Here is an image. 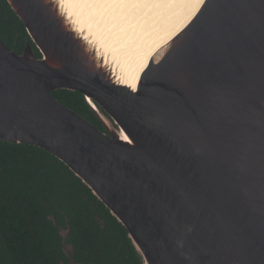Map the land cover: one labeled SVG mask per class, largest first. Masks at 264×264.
I'll return each mask as SVG.
<instances>
[{
	"label": "water",
	"instance_id": "1",
	"mask_svg": "<svg viewBox=\"0 0 264 264\" xmlns=\"http://www.w3.org/2000/svg\"><path fill=\"white\" fill-rule=\"evenodd\" d=\"M6 2L31 43L0 38V140L61 161L142 264H264V0H201L131 71L70 0Z\"/></svg>",
	"mask_w": 264,
	"mask_h": 264
},
{
	"label": "trees",
	"instance_id": "2",
	"mask_svg": "<svg viewBox=\"0 0 264 264\" xmlns=\"http://www.w3.org/2000/svg\"><path fill=\"white\" fill-rule=\"evenodd\" d=\"M0 38L18 54L31 43L6 0H0ZM51 94L103 131L78 92ZM66 228L76 263L142 264L124 227L61 161L0 140V264H67L59 236Z\"/></svg>",
	"mask_w": 264,
	"mask_h": 264
},
{
	"label": "bare ground",
	"instance_id": "3",
	"mask_svg": "<svg viewBox=\"0 0 264 264\" xmlns=\"http://www.w3.org/2000/svg\"><path fill=\"white\" fill-rule=\"evenodd\" d=\"M91 33L128 63H145L156 48L183 28L201 0H70Z\"/></svg>",
	"mask_w": 264,
	"mask_h": 264
}]
</instances>
